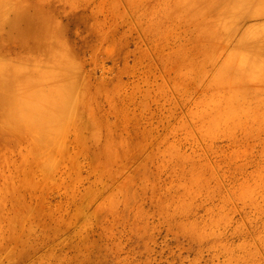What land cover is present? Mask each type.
<instances>
[{"label":"rangeland","instance_id":"1","mask_svg":"<svg viewBox=\"0 0 264 264\" xmlns=\"http://www.w3.org/2000/svg\"><path fill=\"white\" fill-rule=\"evenodd\" d=\"M0 264H264V0H0Z\"/></svg>","mask_w":264,"mask_h":264},{"label":"bare ground","instance_id":"2","mask_svg":"<svg viewBox=\"0 0 264 264\" xmlns=\"http://www.w3.org/2000/svg\"><path fill=\"white\" fill-rule=\"evenodd\" d=\"M41 96V95H40ZM34 102H36V101H34ZM32 107H33V109H34V107H35V105H34V103L32 104ZM35 110V109H34ZM36 117H33V120L35 119ZM39 139H43V137L42 136H39Z\"/></svg>","mask_w":264,"mask_h":264}]
</instances>
